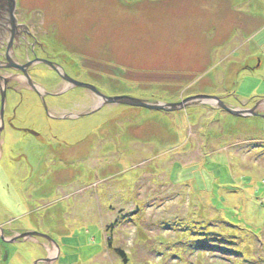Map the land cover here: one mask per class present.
Masks as SVG:
<instances>
[{
  "label": "rangeland",
  "instance_id": "rangeland-1",
  "mask_svg": "<svg viewBox=\"0 0 264 264\" xmlns=\"http://www.w3.org/2000/svg\"><path fill=\"white\" fill-rule=\"evenodd\" d=\"M16 4L63 76L107 99L187 102L107 105L48 68L32 73L56 97L51 117L25 88L8 100L27 133L0 140V229L18 237L0 240V264H264V49L253 45L264 34L247 44L264 31V0ZM29 210L33 225L16 218Z\"/></svg>",
  "mask_w": 264,
  "mask_h": 264
},
{
  "label": "flooded vegetation",
  "instance_id": "flooded-vegetation-1",
  "mask_svg": "<svg viewBox=\"0 0 264 264\" xmlns=\"http://www.w3.org/2000/svg\"><path fill=\"white\" fill-rule=\"evenodd\" d=\"M16 12L18 14L22 12L21 16H24V10L18 9L16 4L13 14L15 21L11 24L6 16V11L0 9V14L3 13L1 14L3 21L2 19L0 21V140L7 126L13 125V118H6L9 109L8 100L13 96L20 95L23 88L28 94H34L35 98H40L45 108L44 111L47 116L51 117L45 104V97L55 98L56 96L48 92L44 95L40 90L39 83L33 80L32 73L36 75L41 71L40 68H48L55 75L57 81L66 82L63 79L65 76L58 70L60 68L55 62L39 55L43 51V46L38 42L34 30L28 26V20L23 21L16 18ZM20 98L22 100L23 96ZM19 106L18 104L14 105L11 111L13 115Z\"/></svg>",
  "mask_w": 264,
  "mask_h": 264
},
{
  "label": "water",
  "instance_id": "water-1",
  "mask_svg": "<svg viewBox=\"0 0 264 264\" xmlns=\"http://www.w3.org/2000/svg\"><path fill=\"white\" fill-rule=\"evenodd\" d=\"M0 9L1 10L4 9L6 11L7 18L9 19L10 23L13 24L15 21L14 15H13L14 10H15V0H0ZM1 14H3V13H1ZM1 14H0V21H1V19L3 21V16ZM63 79H65L69 83V85L72 86V88L83 89V90H88V91L92 92L96 97H98L101 101H104L105 104H107V105H121V106L142 108V109H146V110H150V111H162V112L172 113L174 111H177L179 109L178 107H180V108L184 107V104L187 102V101H185L181 104H175V105H166V104H161V103L150 105V104L145 103L144 101L137 100V99L130 98V97H116V98L107 99L103 95H101L95 88H93L90 85L77 82L75 80L68 78L67 76L63 77ZM33 80H35L36 83H39V81L37 79H35L34 77H33ZM194 99L218 101V106L220 109L228 112L230 115L235 116V117H248V116L252 115V113H253V112H250L247 110L246 111H240V110L234 111L232 109H229L228 107L223 105L216 98L201 96V97H196ZM28 133L32 134L34 136L37 135L36 133H34L32 131H28ZM30 236L31 237L37 236V234L27 233V234H23V235L19 236V238L25 239L26 237H30ZM0 240L5 242V243L7 242V244H14L18 240V237H14V238H12V240H6L4 235H3V231L0 229ZM45 261H47V260H45Z\"/></svg>",
  "mask_w": 264,
  "mask_h": 264
},
{
  "label": "crops",
  "instance_id": "crops-1",
  "mask_svg": "<svg viewBox=\"0 0 264 264\" xmlns=\"http://www.w3.org/2000/svg\"><path fill=\"white\" fill-rule=\"evenodd\" d=\"M262 34H264V31H260V32H258V33H256L255 35H253V38H251V39H249L248 40V42H247V44H249V45H251L252 43H254L255 42V39H257L259 36H261ZM254 45V47H255V49L257 50L258 48H260V49H264V44L262 45L261 44V41H259V45H257V43L256 44H253ZM260 65H261V63L259 64V67L258 68H260ZM262 100H264V99H262ZM243 106V105H242ZM11 114H12V112H11ZM14 126L15 125H12L10 128H9V126H7V128L5 129V132L3 133V135L1 136L2 138H1V140L3 141V145H5V147H6V145H13L14 144V140H13V135L14 134H16V133H27L26 131L24 132L21 128H19V127H16V128H14ZM9 129H11V131L9 130ZM29 134V133H28ZM30 135V134H29ZM36 138V137H35ZM83 141H80V143H82ZM2 156H3V154L1 155L0 154V161H1V159H2ZM42 158L44 159V161L42 162V163H40V166L42 165V168H44V162H45V157L44 156H42ZM40 161H42V159L40 160ZM50 164H52V163H50ZM39 174V173H38ZM49 207H51V206H49ZM49 214H51V209H48L47 208V210L45 211V216H49ZM29 216V218H30V223H31V225H33V219H32V217L34 216L33 215V212H31V210H29V211H26V213H22L21 215H19V216H17L16 218H24V217H28ZM32 219V220H31ZM11 222H13L14 220H10ZM29 222H28V224H30ZM28 227H30V225L28 226ZM35 230V229H34ZM39 244V243H38ZM33 245H35V247H37L36 245H37V241H35V243L33 244ZM40 246V245H39ZM41 250V249H40ZM42 252L44 253V256H47V253H48V251H46V250H42ZM57 255L58 256H56V257H59V255H60V252L58 251V253H57ZM40 260H38V261H36L35 262V264L37 263V262H39Z\"/></svg>",
  "mask_w": 264,
  "mask_h": 264
},
{
  "label": "trees",
  "instance_id": "trees-1",
  "mask_svg": "<svg viewBox=\"0 0 264 264\" xmlns=\"http://www.w3.org/2000/svg\"><path fill=\"white\" fill-rule=\"evenodd\" d=\"M108 248L110 249V250H112V247H111V239H109L108 241ZM113 251V253L122 261V262H126V258H125V255L123 254V252L122 251H120V250H116V249H114V250H112ZM2 257H4V254H3V256ZM3 261H6V259H4Z\"/></svg>",
  "mask_w": 264,
  "mask_h": 264
},
{
  "label": "bare ground",
  "instance_id": "bare-ground-1",
  "mask_svg": "<svg viewBox=\"0 0 264 264\" xmlns=\"http://www.w3.org/2000/svg\"><path fill=\"white\" fill-rule=\"evenodd\" d=\"M5 146V145H4ZM7 146V145H6Z\"/></svg>",
  "mask_w": 264,
  "mask_h": 264
}]
</instances>
